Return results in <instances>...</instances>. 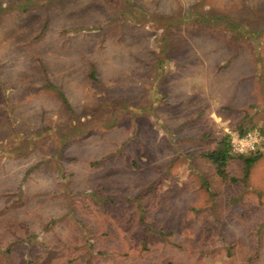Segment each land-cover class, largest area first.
I'll use <instances>...</instances> for the list:
<instances>
[{"label":"rangeland","instance_id":"1","mask_svg":"<svg viewBox=\"0 0 264 264\" xmlns=\"http://www.w3.org/2000/svg\"><path fill=\"white\" fill-rule=\"evenodd\" d=\"M252 127L264 0H0V264H264Z\"/></svg>","mask_w":264,"mask_h":264},{"label":"trees","instance_id":"2","mask_svg":"<svg viewBox=\"0 0 264 264\" xmlns=\"http://www.w3.org/2000/svg\"><path fill=\"white\" fill-rule=\"evenodd\" d=\"M255 129L254 127L248 128V129H240L238 130L239 133L245 134L246 132ZM262 131V130H261ZM263 132V131H262ZM239 157L244 161L245 168H244V177L245 179L249 178L250 171L252 167L260 160L262 154L261 152L252 154V155H236L232 152L231 146H230V136L228 135L225 139L222 140L220 149L209 153L208 157L211 159V161L216 165V171L217 175L222 179V180H228L234 182L235 179L230 178L228 172H227V167H228V162L233 159L234 157ZM12 246H10L7 249V252L9 255L12 252ZM39 260L35 259H28L29 264H38Z\"/></svg>","mask_w":264,"mask_h":264},{"label":"built area","instance_id":"3","mask_svg":"<svg viewBox=\"0 0 264 264\" xmlns=\"http://www.w3.org/2000/svg\"><path fill=\"white\" fill-rule=\"evenodd\" d=\"M230 146L236 155H252L262 152L264 149V137L260 128H255L241 134L234 132L230 134Z\"/></svg>","mask_w":264,"mask_h":264}]
</instances>
